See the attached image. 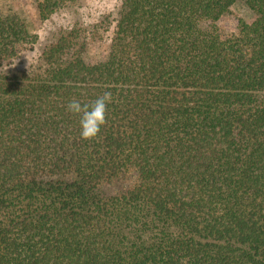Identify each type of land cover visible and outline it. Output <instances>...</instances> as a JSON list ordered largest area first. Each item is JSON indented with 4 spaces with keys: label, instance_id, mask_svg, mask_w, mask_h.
<instances>
[{
    "label": "trees",
    "instance_id": "obj_1",
    "mask_svg": "<svg viewBox=\"0 0 264 264\" xmlns=\"http://www.w3.org/2000/svg\"><path fill=\"white\" fill-rule=\"evenodd\" d=\"M37 41L0 13V264H264V0H121L14 67ZM105 91L83 140L66 105Z\"/></svg>",
    "mask_w": 264,
    "mask_h": 264
},
{
    "label": "rangeland",
    "instance_id": "obj_2",
    "mask_svg": "<svg viewBox=\"0 0 264 264\" xmlns=\"http://www.w3.org/2000/svg\"><path fill=\"white\" fill-rule=\"evenodd\" d=\"M121 0H79L69 9H60L45 19L37 15L32 0H0V13H16L26 23L29 31L38 36V41L20 51L12 65L18 69L28 68L34 64L41 46L46 42L49 32L55 28L69 27L75 19L87 24L95 22L102 14L114 12ZM253 12L241 1L230 6L219 19V25L225 29H234L238 18L252 20ZM107 40L90 44L84 53L88 62L103 59L106 53Z\"/></svg>",
    "mask_w": 264,
    "mask_h": 264
},
{
    "label": "clouds",
    "instance_id": "obj_3",
    "mask_svg": "<svg viewBox=\"0 0 264 264\" xmlns=\"http://www.w3.org/2000/svg\"><path fill=\"white\" fill-rule=\"evenodd\" d=\"M113 102L111 92L105 91L95 100L83 103L75 98L68 101L66 110L79 117L80 138H95L106 123L107 105Z\"/></svg>",
    "mask_w": 264,
    "mask_h": 264
}]
</instances>
